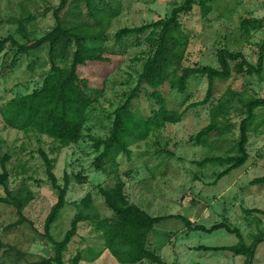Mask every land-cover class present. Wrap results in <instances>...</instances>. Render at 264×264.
Here are the masks:
<instances>
[{
  "label": "rangeland",
  "instance_id": "1",
  "mask_svg": "<svg viewBox=\"0 0 264 264\" xmlns=\"http://www.w3.org/2000/svg\"><path fill=\"white\" fill-rule=\"evenodd\" d=\"M61 0H0V37L15 35L24 42L25 37L40 38L55 27L54 9ZM121 13L113 21L109 30L110 40L89 43V46L104 44L108 48L118 47L126 55L120 67L106 80L104 90L92 87L90 95L95 100L88 114L84 138L77 144L61 147L53 138L36 132L25 133L5 126L0 114V171L2 159L10 156L6 167L11 174L10 187L14 191L29 188L34 198L25 208V215L34 225L24 223L13 229L6 226L18 220L13 206L0 203V239L17 246L27 253V260L21 264L38 261L42 256L54 254L51 243L44 237V225L53 205L58 200L59 191L52 186L46 163L41 155L44 150L55 164V173L64 185L65 175L70 177L68 200L70 205L55 224L53 233L62 238L70 228L77 213L79 203L88 193L102 216H111L98 186L111 187L117 180L114 168L108 163L106 170H98L96 158L99 152L94 137L110 134L115 110L123 104L138 77L147 58L149 45L145 41L147 33L129 36L122 46H115L116 32L125 26H140L154 22L170 12L185 0H111ZM212 11L203 15L202 6L181 16L184 28L179 35L185 50V58H177L186 64H211L219 66L217 51L221 47L241 50L248 60L257 63L259 51L264 44V29L242 32L241 24L246 18L264 21V0H208ZM69 9L62 12L64 16ZM72 18V15L68 16ZM90 20L84 8L82 22ZM21 26L25 33L21 32ZM11 50L9 45L7 51ZM0 57V109L12 98L32 92L42 85L51 68L49 47L44 45L31 52L12 68L3 71V63L10 64L12 56ZM118 60L121 58L117 57ZM117 58L114 60L117 61ZM97 66V65H95ZM99 68H87V72H98ZM172 72V71H171ZM170 72V73H171ZM93 74V73H92ZM232 87L239 93L235 99L232 119L236 128L226 138L214 132L211 141L215 148L197 144L192 137L210 123V104L190 109L179 123H162L154 129L149 138L131 146L133 157L125 154L118 157V173L126 183V193L130 200L153 216L182 214L190 217L195 224L211 227L219 222H228L241 230L247 243L253 235L264 232V214L249 213L247 209L264 210V183L253 184L257 177L264 176V107L257 109L259 117L250 133L248 163L212 184L224 167L219 163L199 162L208 156H227L236 153L235 138L243 118L244 107L241 99L264 98V73L258 75H235L228 80H217L214 100ZM208 80L197 75L189 81L188 90L180 94L171 90L167 94L168 108L182 111L189 103L202 100L206 96ZM132 108L145 118L153 115L158 108L154 100L144 96L134 100ZM80 175L78 181L76 175ZM6 191L0 186V196ZM236 234L226 229L212 233L190 230L181 219H166L155 225L151 232L149 247L155 249L168 264H246L244 256L230 251H205L198 246H228L238 243ZM0 250V264H15L14 258ZM81 252V264H119L105 250L104 240L90 221L81 223L79 233L69 246L66 262ZM137 264H153L147 260ZM254 264H264V241L257 247Z\"/></svg>",
  "mask_w": 264,
  "mask_h": 264
},
{
  "label": "trees",
  "instance_id": "2",
  "mask_svg": "<svg viewBox=\"0 0 264 264\" xmlns=\"http://www.w3.org/2000/svg\"><path fill=\"white\" fill-rule=\"evenodd\" d=\"M196 5L202 6L204 16L212 11L208 0H185L154 22L133 27L125 26L116 32L115 46L121 47L123 41L129 36L147 33L145 41L149 47L136 86L131 90L126 101L114 112L110 134L105 138H93L96 150L99 152L96 158L97 169L106 170L109 163L117 176L116 182L111 187L98 186L112 215L102 216L93 202L92 194L88 193L85 198L76 203L78 211L71 221L70 228L62 238H56L53 229L60 220L63 210L70 205L67 195L71 181L66 174L64 185L59 182L54 171V160L41 150L52 186L59 191L58 200L53 205L44 225V237L51 243L54 254L42 256L38 261L29 264H67L66 254L69 246L78 235L81 223L86 221L95 224L104 240L105 250L119 264H137L144 260L153 264H168L155 249L149 247V244L155 225L172 218L181 219L190 230L212 233L219 229H226L236 234L239 241L234 245H201L197 249L230 251L235 255L244 256L246 264H254L257 247L264 241V232L254 234L253 241L247 243L241 230L225 221L206 227L195 224L190 217L182 214L153 216L130 200L126 193V183L118 173V157L121 154L132 159L131 146L147 140L154 129L162 123L181 122L184 115L196 106L210 104V123L192 139L197 144L215 148V143L211 141L214 132H218V137L224 139L236 128L232 111L235 99L239 97V93L229 87L215 101L216 81L228 80L235 75L260 76L264 73V44L260 48L257 63L248 60L241 50L221 47L217 51L219 66L201 63L186 64L184 61H179L172 69L177 58L186 59L185 50H182L183 43L179 38L184 28L181 16L192 12ZM67 8L69 11L63 16L62 12ZM84 8L88 10L90 20L82 22ZM120 13L121 10L116 9L111 0H61L54 9L55 27L42 37L27 36L24 42L12 34L0 37V57L2 54L5 58L12 56L10 64L3 63L4 72L8 70V67L12 69L23 56L31 55L32 51L44 45L49 47L51 62V68L40 87L30 93L15 96L0 109L5 126L25 133L36 132L47 135L58 141L61 147L79 143L84 138L89 110L95 102L90 95V89L94 87L104 90L107 78L120 67L126 55L122 48H108L104 44L89 46V43L109 41V30ZM69 15H72V18H69ZM241 28L243 33L250 34L252 30L264 29V21L246 18ZM20 31L26 32L22 26ZM9 45L11 50L8 52ZM115 58L117 61L114 60ZM93 67L99 68L98 72H87V68ZM197 75L204 76L208 80L204 99L189 103L182 111L169 109L167 94L171 90L185 94L189 81ZM142 96L158 104V108L148 118L132 108L134 100ZM241 102L244 111L239 125V134L235 138L236 153L227 156L212 155L199 162L201 165L215 162L224 167L212 182L214 185L234 170L245 166L250 159L248 150L250 133L259 117L257 109L264 107V98L250 97L241 99ZM9 160V155H5L2 159L3 171H0V186L5 188L6 195L0 196V203L13 206L19 218L16 222L7 225L6 230L27 222L34 225L24 213L25 208L34 198L33 193L27 187L20 191L11 189V174L6 167ZM76 178L81 181L79 174ZM252 183H264V176L255 178ZM247 212L264 214V210L258 208L247 209ZM2 248H5V255L14 258L15 264H21V261L28 259L26 252L0 239V250ZM83 259L81 252H78L70 259V264H81Z\"/></svg>",
  "mask_w": 264,
  "mask_h": 264
}]
</instances>
